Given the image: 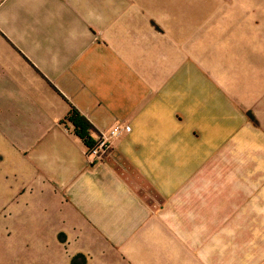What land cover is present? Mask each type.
<instances>
[{"label": "crops", "instance_id": "obj_1", "mask_svg": "<svg viewBox=\"0 0 264 264\" xmlns=\"http://www.w3.org/2000/svg\"><path fill=\"white\" fill-rule=\"evenodd\" d=\"M149 5L0 0L5 197L88 264H264V66ZM71 106L120 129L103 160Z\"/></svg>", "mask_w": 264, "mask_h": 264}, {"label": "rangeland", "instance_id": "obj_2", "mask_svg": "<svg viewBox=\"0 0 264 264\" xmlns=\"http://www.w3.org/2000/svg\"><path fill=\"white\" fill-rule=\"evenodd\" d=\"M149 2L150 17H165V26L177 21L182 33L196 32V40L212 43L213 49L227 42L230 61L232 55H244L247 66L250 58L251 66H264V0ZM151 25L162 31V23ZM5 185L0 182V264H88L84 253H73L76 241L68 240L66 233L34 229L28 215L23 221V209L30 211L21 207V200L5 197Z\"/></svg>", "mask_w": 264, "mask_h": 264}, {"label": "trees", "instance_id": "obj_3", "mask_svg": "<svg viewBox=\"0 0 264 264\" xmlns=\"http://www.w3.org/2000/svg\"><path fill=\"white\" fill-rule=\"evenodd\" d=\"M60 124L71 130V133L82 142L88 153L95 147L92 125L76 108L71 106Z\"/></svg>", "mask_w": 264, "mask_h": 264}, {"label": "built area", "instance_id": "obj_4", "mask_svg": "<svg viewBox=\"0 0 264 264\" xmlns=\"http://www.w3.org/2000/svg\"><path fill=\"white\" fill-rule=\"evenodd\" d=\"M124 129L125 131L129 130L128 127H125ZM119 132L120 129L118 127H113L107 134L96 135V145L90 153L87 152L88 156L92 158V160H103L111 150V140L115 138Z\"/></svg>", "mask_w": 264, "mask_h": 264}]
</instances>
